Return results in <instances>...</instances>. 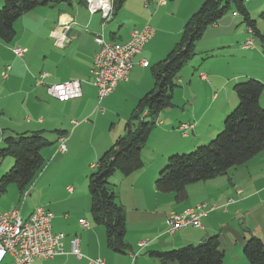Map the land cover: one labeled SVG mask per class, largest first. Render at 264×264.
<instances>
[{
  "label": "crops",
  "instance_id": "crops-1",
  "mask_svg": "<svg viewBox=\"0 0 264 264\" xmlns=\"http://www.w3.org/2000/svg\"><path fill=\"white\" fill-rule=\"evenodd\" d=\"M202 1L179 0L178 8L182 3L186 7L180 28H178L177 20L173 29L164 31L154 25L155 17L159 15L166 17L165 8L170 7L172 3H167L166 0L164 4H160V0H134L129 3L127 13L119 16L118 19H114V15H112L111 19L107 21L110 22L114 19L108 25L107 35L104 31L107 22L103 24L99 13H89L85 3L71 0L69 3L59 4L58 11L49 17L50 22H47V26L44 28L43 39L47 46L44 56L46 63H41L38 68L33 69L34 77L26 74L25 67L21 62L28 52L27 45H29L23 40L22 33H31L30 29L37 22L34 15L24 13L14 24L17 31L14 40L10 44L0 41V134L14 136L24 131L42 130L45 135V132H52L55 135L56 147L47 152L51 160L52 157L55 159L60 153L69 154L72 148L70 146L73 143L84 138L87 133L97 131L98 122L102 121V124H105L109 121L108 128L102 129L104 136L100 138L96 147L93 146L94 153L91 161H96L101 155L100 153H103L112 144L117 135L123 134L125 127H122V123H125L138 100L153 88L150 66L161 60L173 43L170 39H176L181 34L186 19L196 7L201 5ZM263 1L245 0V6L252 19V11L256 12ZM37 9H33L31 14L39 12L36 11ZM192 9L194 10L192 11ZM163 10L164 13L161 14ZM36 16L38 19L40 18V14ZM237 16V14L231 13L209 25L196 43L195 55L211 57L213 52L223 51L224 47L231 46L238 55L248 54L251 63L258 69L255 74L221 72L216 71L215 66L208 63L203 65L202 71H199L197 60L192 61L190 66L184 67L187 68L186 74L195 75L193 81L188 82L187 77L185 79L180 78V75L177 77L176 82L180 85L184 95L187 92H192L189 90L191 86L195 88L196 92L201 87L206 91V95L203 98V107L197 110L192 108V113L188 115L186 122L179 123L178 130L180 131H182L180 129L182 124H190L188 131L193 137L187 143L178 144L175 151L192 149L214 135L231 107L237 104V96L232 91L236 81L243 79V76L246 78L252 76L259 79L264 85V40L262 41L256 36L259 43H255L253 40L251 48H243L242 44L245 39L251 35L242 20L240 22L245 26L243 27L245 35L239 41L232 40L238 24H240L236 19ZM46 19L47 17H45ZM18 20L21 21L16 25ZM61 23L69 26L64 30V35L68 39L64 47L56 46L50 35L52 31L58 29ZM255 24L264 36V26L259 27L257 22ZM148 25L155 26L156 29L152 28V37L144 44L141 52L135 56L134 65L127 80L120 81L115 89L98 103L96 88L91 83L90 74L93 58L98 50L94 36L102 33L101 37L106 42L123 43L129 39L132 30ZM239 27L241 26L239 25ZM20 28L22 32L19 31ZM164 33L173 34L172 37L160 41ZM16 46L26 48L27 51L23 57H16L12 53V48ZM27 60L29 61L28 67H30L32 60L28 58ZM140 60H146L147 66H142L139 63ZM7 65L10 66V69L7 71L6 77L3 78L1 73ZM40 73L47 75L44 77L43 83L38 85L34 79ZM200 74H204L206 78H201ZM71 79L81 82L80 97L58 101L46 93V85ZM191 97L195 105L199 101V97L195 95ZM120 101L126 103L123 112L119 109ZM102 103L110 109L108 118L102 109L100 111L104 114H96L97 106L100 107ZM259 103L264 106V88L259 96ZM111 109H115L116 112ZM114 117L119 120L117 124L112 123ZM90 118H93V121H90ZM72 121L76 123L73 124ZM158 122L163 125L161 119ZM188 131L186 134H182L187 135ZM61 134L66 136L65 152H60L57 149L58 137ZM67 144L70 146L68 147ZM141 155H143L142 151ZM165 155L162 154L161 159L153 167L152 164L147 165L144 161L142 168L127 176H122L118 172L113 175L115 183L112 182L113 192L123 208L126 220L125 241L129 245V250L126 253H117L107 248L104 230L102 227L90 225L81 216L85 210L79 204L80 198L75 190L66 184L65 191H63L66 211L61 216H56L51 209L46 208L53 214L50 221L52 230L64 233L63 253L47 259H35L33 264L39 263L40 260L47 264H88V258H100L104 264H158L156 260L143 253L160 251L177 245L196 244L212 235L219 237L222 250L226 253L227 248L224 238H222L224 235L227 236L225 238L229 242L240 247L251 234L258 238L260 235L264 237L262 228L258 224L249 223L246 218V214L249 212L259 211V220L264 223V148L244 165L233 167L236 172H242L240 176H247V178L239 177L231 182V178L228 176L220 175L188 184L185 187V199L179 201L174 199L173 192H158L154 186L157 171L163 164ZM42 156L44 158L43 153ZM27 193L28 191H26L23 200ZM23 202L22 206L24 207ZM247 202L249 203L248 207L244 206ZM200 203L206 204L204 215L200 218L201 227L188 225L173 232L168 231L166 223L168 212H180ZM23 207L21 214L24 213ZM33 209L27 210L22 218H27ZM6 211L9 210L0 208V212ZM240 218L243 229L235 224V220L238 221ZM62 219L69 221L60 223ZM81 219L88 223V228L79 223ZM77 223L78 225H76ZM73 225L74 228H70ZM135 230L140 232L135 234L133 233ZM144 231L147 232L144 233ZM73 238L78 239L81 257H76L70 251V243ZM259 239L264 242V238L260 237ZM141 241L145 242L144 246H138ZM235 252L237 254H234ZM235 252H232V256H230L231 262L246 264V259L241 257L239 249ZM0 264H13V259L7 255L0 261Z\"/></svg>",
  "mask_w": 264,
  "mask_h": 264
},
{
  "label": "trees",
  "instance_id": "trees-1",
  "mask_svg": "<svg viewBox=\"0 0 264 264\" xmlns=\"http://www.w3.org/2000/svg\"><path fill=\"white\" fill-rule=\"evenodd\" d=\"M71 0H2L0 5V41L9 44L15 37L14 24L24 13L41 6H57ZM84 3V0H78ZM125 0H113V15ZM236 12L242 22L252 29L253 35L264 40L245 6V0H203L198 10L184 23L180 41L167 55L150 68L153 88L135 104L125 123L122 135L99 156L88 175L90 213L94 224L104 229L107 248L126 253V220L122 206L116 200L109 179L118 172L127 176L144 166L141 156L151 132L156 127L162 110L172 106L176 78L184 65L195 54L196 43L204 30L218 22L228 11ZM264 17V9L260 13ZM264 85L247 78L233 84L236 106L224 117L223 128L207 144L199 145L189 153L172 154L154 180L158 192H173L179 201L186 197L188 184L205 181L226 174L227 170L247 163L264 148V107L259 96ZM17 135V136H16ZM3 138L0 162L13 159L8 172L0 177V194L10 184H16L23 194L44 167L42 149L50 142L43 131H24ZM249 264H264V242L249 235L242 248ZM149 257L158 264H222L224 251L219 237L212 235L196 244H187L170 250L149 251Z\"/></svg>",
  "mask_w": 264,
  "mask_h": 264
},
{
  "label": "rangeland",
  "instance_id": "rangeland-1",
  "mask_svg": "<svg viewBox=\"0 0 264 264\" xmlns=\"http://www.w3.org/2000/svg\"><path fill=\"white\" fill-rule=\"evenodd\" d=\"M133 1L134 0H125L124 3H127V4H124L121 7V9L118 11V13L114 15L113 18L118 19L119 16L127 13L128 7L130 5L129 3ZM166 1L167 3H172L170 7L165 8V13H167V16L161 17L159 15L155 17L154 25L157 28H162L164 31L165 30L169 31L174 28L175 23L178 20V28H180V22H181V19L184 17V13H185V8H186L185 5H183L182 3L181 6L178 8L179 0H166ZM252 1H255V0H252ZM257 1H260V0H257ZM1 4L2 2H0V5ZM246 4H248V1H246ZM57 6H41V7H38V9L36 10L39 12H35V14H31L33 12L30 11V12H27L28 14H26V15H34L35 20L37 22L32 27V29H30L31 33H25V34L22 33L23 40L29 44L27 45L28 52L25 54V58L22 59L23 61H21L25 67L26 74L28 73L27 74L28 76L34 77L35 73L33 69L35 70V68H38L41 63H44V64L46 63L44 61V56L47 50V46H46L45 40L43 39L44 34H45L44 28L47 26V22L48 23L50 22L49 17H51L55 12L58 11ZM199 6L196 7L195 10L192 9V11L194 10L192 13L196 12ZM177 8H178V12H177ZM263 9H264V1L261 7L257 9L256 12L252 11V17L253 19H255V22H257V25L259 27L264 26V18L259 16V14L261 13ZM163 13H164V10L161 11V14ZM38 14H40L39 19L36 16ZM128 14L130 17L129 12ZM230 14H231V10L228 11L224 16L230 15ZM45 17H47L46 20H45ZM133 17H134V13H133ZM236 19L240 22L242 20V17L238 14ZM113 20L106 23V26L104 29L106 35L108 34V31H109L108 25H110L113 22ZM20 21L21 20H18L16 25ZM239 25L241 27H239ZM155 26L151 27L150 25L149 27L156 29ZM243 27L245 26L243 25V23L240 22V24H238V28L236 32L234 33L232 40L239 41V39L245 35V30L243 29ZM19 31L22 32L21 28L19 29ZM172 34L173 33H167V34L164 33L160 41H163L167 38L172 37ZM180 38H181V34L178 35L176 39L174 38L170 39L171 42L173 43L171 47L168 49V51L164 53L161 59H163L167 55V53L174 47V45L180 41ZM252 38L255 43H259V40L255 35H253ZM223 49H224L223 51L213 52L212 53L213 56L211 57H206L205 55H195L191 60H189L184 65V67L190 66L192 61L197 60L198 67L197 66L195 67H197L198 69L200 68L199 71H202L204 67L203 65L209 63V65L215 66L216 71L219 70L221 72L255 74L258 68L256 65L251 63V60L249 59L248 54L238 55V53L231 46H226ZM27 58L32 60L30 63V67H28L29 61L27 60ZM184 67L178 73V76L180 75V78L182 79H185L187 77V82L193 81V78H195V75H191L190 73L186 74L187 68H184ZM244 77L245 76L242 77L243 79H239L238 81L241 82L247 78H253V79L259 80L252 76H249L247 78L246 77L244 78ZM34 80H36V78ZM179 86L180 85L176 82V86L174 87L173 93H172V99H171L172 106L165 108L159 114L157 118V122H156V127L151 132L147 142L145 143V146L142 148V153H143V155H141L142 159L146 162L147 165L152 164V167L154 166V164H157V162L161 159L162 154L164 155L166 154L164 157L165 159H163L164 162L159 168V170L157 171V175L155 178H157L159 171L165 165L167 157L169 155L189 153L195 150L197 146L207 144L223 128L224 119L222 120L221 126L218 127V129L216 130L214 135H212V137L206 139L205 141L196 145L192 149H186L184 151H175L176 150L175 148H177L178 144L187 143L193 137L190 131H188L187 135H183L182 134L183 131L178 130L179 123L186 122L188 115L192 113V108L197 110L198 108L203 107V104H204L203 98L206 95V91L204 89L199 87V90L196 92L193 86L189 87V90L192 92L191 93L187 92L184 95V93L182 92V89ZM231 89H232V86H231ZM193 95H195L196 97H199V101L195 103V105L193 104V100L191 97ZM234 95L236 96L235 93ZM118 104H119V109L121 110V112H123L124 108L126 107V103L124 101H120ZM235 106L236 105L234 104L231 107L230 111ZM113 108H116V107L113 106ZM100 109L103 110V112L106 114V117L108 118L109 117L108 111L110 109H108L102 103L100 107L99 105L97 106V110L95 109L97 111L96 114L97 113L104 114L100 111ZM111 110L116 112L115 109H111ZM129 116L127 117L126 120H128ZM159 119L162 120L163 125L159 124L158 122ZM126 120H125V123L127 122ZM90 121H93V118H90ZM118 121L119 120L117 117H114L112 119L113 124H117ZM102 123H103L102 121L97 123L96 125L97 131L87 133L84 138L79 139L75 144L73 143L72 146L67 144L68 147L69 146L72 147L70 149L69 154L66 155V154L60 153L55 157V159H53L52 157L51 160H50V155H47V152H50L52 149L54 150L56 147L55 135L52 132H45L44 136L50 142V144L45 146L42 150V153L44 154V167L42 168L41 172L37 175V177L34 179L31 186L28 188L29 190L24 200H23V197L26 194V191H24L23 194L21 195L22 192L19 191L17 185L10 184L7 187V190L4 193L0 194V208L8 209L9 211L18 210L20 213L21 208L23 207L22 201H24L23 202L24 203V207H23L24 213L23 214L27 213V210H31L35 208V206H43L45 208L51 209L54 215L61 216V214L64 211H66L63 191H65L66 184H69L79 196L80 198L79 204L82 205L81 208H84L85 210V213L81 214V216L90 225H94L95 227H98V228L102 227L101 225L94 224L93 222V219L90 213V199H89L88 187H87L88 175L93 170V165H95L97 161V160L91 161L93 157V153H94L93 146L96 147L100 138L104 136L102 129L104 127L108 128V126L110 125L109 121H107V123L105 124H102ZM125 123L124 122L122 123V127L123 126L125 127ZM3 136L6 137L8 135L0 134V148L4 145ZM118 136L119 135H117V137ZM57 145H58V141H57ZM12 163H13V159L9 156L1 160L0 177L6 172H8ZM92 163L93 165H91ZM241 173H242L241 171L236 172L235 168H230L227 170L224 176H228V178H231V182L235 178H239V177L247 178V176H240ZM109 181L111 184L112 182L114 183L113 175L110 177ZM244 206L248 207L249 203L247 202V204H245ZM23 214L20 213L21 217H24ZM246 215L248 216V217L246 216V218L249 223L258 224V226H260V228H262V230L264 231V223L261 222V220H259V211H256L254 213L249 212ZM241 218L238 221L235 220V224L237 226L239 225L240 229L241 228L243 229V225L240 223L242 220ZM68 221L69 220L64 221L62 219L60 223H67ZM76 225H78V223ZM70 228H74V225L70 226ZM139 232L140 231L135 230V232L133 233L138 234ZM145 232L147 231H144V233ZM251 235H254V234H251ZM225 237L227 236L224 235V237L222 238H224V244L227 248V251L226 253H224L223 264H241V263L231 262L230 256H232L231 255L232 252L238 251L239 249V251L242 254L241 257H244L243 252H242L243 246L242 247L238 245L236 246L235 244H233V242H229ZM260 237L264 238L263 235H260ZM238 239L239 238L237 237V240ZM181 246H184V245H177L175 247H167L166 249H162V250H170V249L181 247ZM147 253L148 252H144L143 254L147 256L148 255ZM234 254H237V252H235ZM245 263L249 264L247 261ZM36 264H47V263L45 261L40 260L39 263H36Z\"/></svg>",
  "mask_w": 264,
  "mask_h": 264
},
{
  "label": "built area",
  "instance_id": "built-area-1",
  "mask_svg": "<svg viewBox=\"0 0 264 264\" xmlns=\"http://www.w3.org/2000/svg\"><path fill=\"white\" fill-rule=\"evenodd\" d=\"M89 13H99L103 24L111 19L113 15V0H84ZM164 4L165 0H160ZM235 15L236 12H233ZM68 25H59L58 29L50 33L54 44L64 47L68 41L64 35V30ZM251 36L247 37L242 44L243 48L253 46V33L251 28H247ZM153 35V29L144 26L141 29H134L130 37L123 43L113 42L112 45H104L100 33L94 36V41L98 45V50L94 55L90 69L91 83L96 88L98 103L110 94L120 81L127 80L128 75L134 65V58L141 52L142 47ZM26 48L16 46L12 48V53L16 57H23ZM142 66H147L146 60H140ZM10 66L7 65L1 76L6 77ZM46 73H40L36 77V84L41 85ZM200 77L205 78L204 74ZM46 93L58 101H66L81 96V82L77 79L65 80L46 85ZM75 124V121H72ZM190 124H182L181 130L187 133ZM66 136L61 134L58 137V151L65 152ZM206 204L200 203L194 207L186 208L180 212L170 211L167 215L166 223L168 231L173 232L182 227L191 225L201 227L200 218L204 215ZM20 213L18 210L0 212V258L9 255L14 264H33L35 259H47L62 253L63 233L54 232L51 228L52 212L43 206H36L29 215L27 225H19ZM83 227L88 224L84 219L79 220ZM71 252L80 257L78 239L71 240ZM141 241L138 246H144ZM88 264H104L100 258H88Z\"/></svg>",
  "mask_w": 264,
  "mask_h": 264
},
{
  "label": "bare ground",
  "instance_id": "bare-ground-1",
  "mask_svg": "<svg viewBox=\"0 0 264 264\" xmlns=\"http://www.w3.org/2000/svg\"><path fill=\"white\" fill-rule=\"evenodd\" d=\"M101 36H102V33L100 34ZM102 39H103V37H102ZM104 41V40H103ZM113 43H110V42H106V41H104V45H112ZM202 78V77H201ZM206 78V77H205ZM29 223V216L27 217V218H22L21 216L19 217V225H27ZM80 223V222H79ZM81 224V223H80ZM88 224V223H87ZM89 227V225L86 227V228H88ZM61 233V232H60ZM63 235H64V233H63ZM70 248H71V245H70ZM71 251V250H70ZM62 253H63V248H62ZM61 253V254H62ZM72 253V252H71ZM59 255V254H58ZM75 255V254H74ZM81 255V254H80ZM56 256V255H55ZM76 256V255H75ZM54 257V256H53ZM76 257H78V256H76ZM81 257V256H80ZM3 260V258H0V261H2Z\"/></svg>",
  "mask_w": 264,
  "mask_h": 264
},
{
  "label": "water",
  "instance_id": "water-1",
  "mask_svg": "<svg viewBox=\"0 0 264 264\" xmlns=\"http://www.w3.org/2000/svg\"><path fill=\"white\" fill-rule=\"evenodd\" d=\"M61 24H62V23H61ZM61 24H60V25H61Z\"/></svg>",
  "mask_w": 264,
  "mask_h": 264
}]
</instances>
